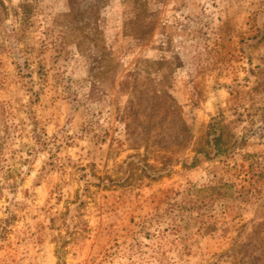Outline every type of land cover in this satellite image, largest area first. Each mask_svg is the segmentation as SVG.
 Listing matches in <instances>:
<instances>
[{"label": "rangeland", "instance_id": "374dc122", "mask_svg": "<svg viewBox=\"0 0 264 264\" xmlns=\"http://www.w3.org/2000/svg\"><path fill=\"white\" fill-rule=\"evenodd\" d=\"M0 264H264V0H0Z\"/></svg>", "mask_w": 264, "mask_h": 264}, {"label": "trees", "instance_id": "16d2710c", "mask_svg": "<svg viewBox=\"0 0 264 264\" xmlns=\"http://www.w3.org/2000/svg\"><path fill=\"white\" fill-rule=\"evenodd\" d=\"M210 126L213 128V127H214V124L211 123ZM218 139H219V137L216 136V137H215V146H214V148L216 149L217 152L219 151V146H218V142H217ZM217 152H216V153H217Z\"/></svg>", "mask_w": 264, "mask_h": 264}]
</instances>
